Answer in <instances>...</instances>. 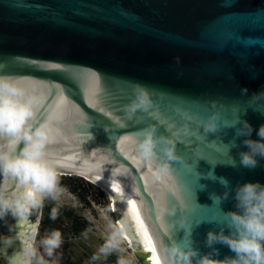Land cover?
<instances>
[{"label": "water", "instance_id": "95a60500", "mask_svg": "<svg viewBox=\"0 0 264 264\" xmlns=\"http://www.w3.org/2000/svg\"><path fill=\"white\" fill-rule=\"evenodd\" d=\"M0 78L31 99L29 134L44 131L23 172H0V199L31 191L26 205L35 209L38 178L76 175L107 195L138 264H163L172 244L235 257L206 240L229 234L223 214L239 211L238 185H264V158L255 168L240 163L244 139H261L264 125V0H0ZM137 86L152 107L129 116ZM244 121L250 137L237 134ZM145 130L175 139L179 159L166 174L159 145L154 160L141 158ZM23 150L19 134L0 132V156ZM27 212L0 216V264L31 263L40 213Z\"/></svg>", "mask_w": 264, "mask_h": 264}, {"label": "clouds", "instance_id": "9594fccd", "mask_svg": "<svg viewBox=\"0 0 264 264\" xmlns=\"http://www.w3.org/2000/svg\"><path fill=\"white\" fill-rule=\"evenodd\" d=\"M241 91L247 93L246 88ZM23 96L24 93L7 78H0V132L13 136L19 134L20 140L24 142V150L17 158H12L11 153L0 156V172L8 171L13 174L23 172L28 162L39 156L38 151L30 153L28 149H39L43 146V129L37 128L29 134V129L25 128L26 122L33 115V112L31 99H21ZM134 97L132 103L125 109L129 116L137 110L147 111L152 107L149 94L143 87L137 86L135 88ZM256 110L260 109L257 108ZM212 119L214 121L215 117ZM233 123L235 124V121ZM205 127L211 130L215 128V124L210 121ZM184 131L187 132V128ZM252 132L253 128L247 121L242 122L241 127L237 130V134L243 137H250ZM256 134L261 139L246 138L243 141L248 151L240 153V163L247 168L257 166L258 156L264 158V125L260 126ZM158 145L162 154L158 171L166 174L169 171L168 162L179 159L175 153V139L160 138L157 140L154 139L151 131L145 130L138 147L141 158L145 161H152L157 157L154 149ZM231 163L234 164V161ZM221 183L225 186L228 185V181L223 179H221ZM98 187L100 188V186ZM32 195L31 191H27L19 199H0V216L8 213L14 217L24 215L28 211L26 201ZM228 195V192L223 194L224 198H227ZM212 199L216 204H219L221 197L213 195ZM234 199L239 211H229L223 214V222L227 224L230 230L229 234L226 235L223 229L218 233L209 232L206 243L209 247L215 243L225 244L236 254L235 257L217 260L211 258V254L200 256L196 250L188 246L182 248L172 244L166 246L161 252L163 264H264V185L259 182L238 185L235 188ZM213 220L216 218L214 217ZM41 244L50 256L52 250L59 247V232H52L42 239ZM28 255H33V253L29 252Z\"/></svg>", "mask_w": 264, "mask_h": 264}, {"label": "trees", "instance_id": "16d2710c", "mask_svg": "<svg viewBox=\"0 0 264 264\" xmlns=\"http://www.w3.org/2000/svg\"><path fill=\"white\" fill-rule=\"evenodd\" d=\"M49 176L46 181L50 187L68 192L77 205L45 197L42 204L40 203L35 209L28 210L27 215L30 219L40 213L38 233L30 264H131L128 255L124 252L110 249L106 255H93L88 248L84 246L81 248L77 244L86 236L90 226L87 212L94 213L96 207L107 209L109 212L110 202L107 195L97 185L80 176ZM52 232H59L60 244L68 243L75 246L76 255H72L71 260L57 249L52 250L50 256L47 254L41 241Z\"/></svg>", "mask_w": 264, "mask_h": 264}, {"label": "rangeland", "instance_id": "374dc122", "mask_svg": "<svg viewBox=\"0 0 264 264\" xmlns=\"http://www.w3.org/2000/svg\"><path fill=\"white\" fill-rule=\"evenodd\" d=\"M47 176L37 182L41 201H43L45 197H48L50 200L76 206L77 203L75 199L68 192L56 187H50L49 183L46 181ZM52 176L53 175L49 177ZM87 217L90 221L87 234L80 243H77L81 248L82 246L88 248L93 252V255H106L107 252H110V249L124 252L128 255L131 264H138L134 255L126 248L115 227L112 225L106 209L96 207L94 213L87 212ZM55 249L61 251L68 259H70L72 255H76L75 246L69 245L68 243L59 244V247Z\"/></svg>", "mask_w": 264, "mask_h": 264}, {"label": "bare ground", "instance_id": "6f19581e", "mask_svg": "<svg viewBox=\"0 0 264 264\" xmlns=\"http://www.w3.org/2000/svg\"><path fill=\"white\" fill-rule=\"evenodd\" d=\"M40 178H38V180H39ZM39 191V190H38Z\"/></svg>", "mask_w": 264, "mask_h": 264}]
</instances>
